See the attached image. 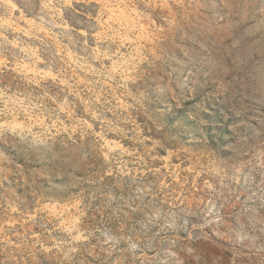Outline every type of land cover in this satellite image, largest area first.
<instances>
[{
    "label": "rangeland",
    "instance_id": "rangeland-1",
    "mask_svg": "<svg viewBox=\"0 0 264 264\" xmlns=\"http://www.w3.org/2000/svg\"><path fill=\"white\" fill-rule=\"evenodd\" d=\"M0 264H264V0H0Z\"/></svg>",
    "mask_w": 264,
    "mask_h": 264
}]
</instances>
